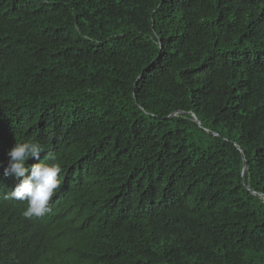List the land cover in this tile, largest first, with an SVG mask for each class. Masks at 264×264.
Returning a JSON list of instances; mask_svg holds the SVG:
<instances>
[{"label": "trees", "instance_id": "1", "mask_svg": "<svg viewBox=\"0 0 264 264\" xmlns=\"http://www.w3.org/2000/svg\"><path fill=\"white\" fill-rule=\"evenodd\" d=\"M0 264H264V0H0Z\"/></svg>", "mask_w": 264, "mask_h": 264}, {"label": "clouds", "instance_id": "2", "mask_svg": "<svg viewBox=\"0 0 264 264\" xmlns=\"http://www.w3.org/2000/svg\"><path fill=\"white\" fill-rule=\"evenodd\" d=\"M44 151L38 142L26 141L16 142L8 153L9 163L4 174L11 175L19 183L5 198L26 202L27 207L22 213L25 218L41 217L48 212L49 202L61 185L62 168L54 162L56 157L53 153L47 152L43 162L31 166L30 169L25 166L26 161L30 158L38 159Z\"/></svg>", "mask_w": 264, "mask_h": 264}, {"label": "water", "instance_id": "3", "mask_svg": "<svg viewBox=\"0 0 264 264\" xmlns=\"http://www.w3.org/2000/svg\"><path fill=\"white\" fill-rule=\"evenodd\" d=\"M244 173H246V170H245V172Z\"/></svg>", "mask_w": 264, "mask_h": 264}]
</instances>
